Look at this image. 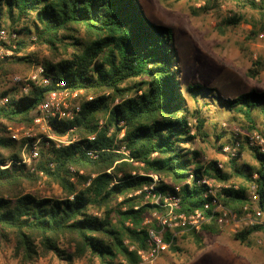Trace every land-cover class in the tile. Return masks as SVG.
Wrapping results in <instances>:
<instances>
[{"label":"trees","instance_id":"1","mask_svg":"<svg viewBox=\"0 0 264 264\" xmlns=\"http://www.w3.org/2000/svg\"><path fill=\"white\" fill-rule=\"evenodd\" d=\"M246 1L261 7L255 0ZM1 28L16 31L18 38L14 54L0 60V85L8 74L38 64L52 80L32 85L26 94L18 87L0 92L10 98L0 107V163L12 161L0 168V241L11 243L16 257L31 262L54 253L67 263L90 257L99 264H154L139 254L149 250V230L179 252L173 236L179 227L161 225L151 214H165L161 203L168 194L179 197L176 213L203 208L214 187L202 180L222 184L236 178V186L214 188V198L237 215L246 205L264 214V150L247 146L254 166L240 167L238 154L229 155L228 170L216 160L206 162L196 145L197 136L203 142L208 137L200 100L236 113L247 133L264 140V90L226 98L213 93L206 100L205 87L183 78L172 28L153 18L141 0H0ZM30 36H35L32 43L48 50L42 60L33 52L25 54ZM251 65L247 75L256 77L264 70V57ZM60 81L81 91L76 115L48 122L52 134L69 142L56 146L49 140L39 146L32 170L16 164L25 140L12 139L7 128L29 127L36 105ZM235 141L232 135L227 144L240 147ZM88 149L96 151L94 157L86 154ZM43 178L60 188L59 195L26 191V185ZM252 187L254 202L249 197ZM202 229L218 232L215 222ZM260 230L262 225H253L232 236L250 243ZM166 264L192 263L177 255Z\"/></svg>","mask_w":264,"mask_h":264},{"label":"rangeland","instance_id":"2","mask_svg":"<svg viewBox=\"0 0 264 264\" xmlns=\"http://www.w3.org/2000/svg\"><path fill=\"white\" fill-rule=\"evenodd\" d=\"M141 2L153 18L172 28L174 43L182 62L183 78L190 84L205 87V94L209 95L206 100L209 101L213 93L226 98L253 88L264 90V70L256 77L247 75L248 69L252 67V61L264 57L262 30L264 0L256 1L261 6L258 8L251 7L246 0H141ZM233 18L236 19L234 23ZM24 52L31 55L33 52L38 60H42L48 54L44 46L35 42H28ZM67 52L71 53V48H68ZM60 54L64 55L61 49ZM29 71L30 69L20 74L26 75ZM188 101L193 108V103L190 99ZM200 102L199 111L206 120L205 131L208 137L203 142L197 136L196 145L202 150L204 160L206 162L216 160L218 166L229 170V153L223 149L225 146L231 148L227 143L234 135L238 139L235 142H238L240 147L231 150L235 155L238 154L239 166L256 165L247 146L258 145L256 140L259 135L247 133L242 128L244 124L242 118L236 113H229L216 103L203 105L205 101ZM259 119L258 117L257 120ZM190 122L195 123L194 119ZM19 126L28 128L24 125ZM29 127L34 129L36 137L47 134L32 124ZM192 131L194 132V127ZM216 133L222 135L220 140H216ZM45 140L46 138L41 139L39 146H45ZM53 142L58 146L69 141L63 136ZM220 144L224 145L219 147ZM261 147L264 150L263 139ZM237 183L236 178L222 184L209 181L215 189L224 184L236 186ZM25 187L26 191L36 192L42 196H56L60 193V188L56 184L48 185L44 178L38 180L34 186ZM250 191L251 188L249 194ZM151 216L155 218V213ZM233 232L235 231L231 225L218 226V232L215 234L193 233L191 230L179 228L173 231L179 252L168 248L154 257L152 263L166 264L167 260H172L178 255L182 259L188 258L192 264H264V230L254 232L250 237V243L235 240ZM183 234H186V238H183ZM0 264H99V261L84 257L67 263L54 253H48L31 262L23 261L20 256L14 255L11 243L0 241Z\"/></svg>","mask_w":264,"mask_h":264},{"label":"built area","instance_id":"3","mask_svg":"<svg viewBox=\"0 0 264 264\" xmlns=\"http://www.w3.org/2000/svg\"><path fill=\"white\" fill-rule=\"evenodd\" d=\"M17 38L18 33L16 31L3 28L0 29V60L14 54L13 49L16 47L15 41ZM28 39L32 42L35 40V36H30ZM51 82L52 80L50 76L46 74L44 67L38 64L33 66L26 75L8 74L4 78L3 84L0 85V92L8 88L18 87L20 94H26L32 85H49ZM56 85L57 88L49 91L45 99L36 105L33 112L34 117L32 119V125L33 127H38L43 133L46 132L47 134H45V136L40 135L36 137L34 129L31 127L11 126L7 128L12 139L17 141L22 139L25 140L21 149V160L15 163L25 164V166L31 170L33 169V162L38 158L41 139L46 138L45 145L48 144L49 140L57 141L58 139V137L50 132L49 120L52 118L70 119L76 115L80 109L78 102L75 100L81 91L71 90L64 81H60ZM88 99H91V97ZM9 101L10 98L8 95L0 94V107L5 106ZM256 143L261 147L262 139L259 138V136H257ZM261 149L263 150L262 147ZM223 150L225 152L228 151L227 153L231 156L235 155L228 146H225ZM95 152L94 150H86V154L90 157H94ZM11 162V160H7L0 163V168H7ZM153 178L155 179L156 176H153ZM202 181L212 188L209 181ZM223 186L228 187L230 185L224 184ZM208 194L213 196L212 199L206 201L203 204V208L196 209L189 214L176 213L175 208L178 206L179 197L175 194H168L163 198L161 203L166 209L165 214H155V218L161 225H167L169 228L179 227L182 230H191L195 232H199L205 223L210 222H215L219 227L231 225L234 231L253 225H262L264 227V214L260 210L251 212L249 206L246 205L243 207V213L237 215L214 198V188L209 189ZM249 197L252 202L256 199L253 187L251 188ZM155 202H159L158 198H155ZM147 244L149 247L148 252L144 253L139 251V254L143 261L150 263H152L154 257L169 248V243L164 241L162 236L154 230H149Z\"/></svg>","mask_w":264,"mask_h":264},{"label":"crops","instance_id":"4","mask_svg":"<svg viewBox=\"0 0 264 264\" xmlns=\"http://www.w3.org/2000/svg\"><path fill=\"white\" fill-rule=\"evenodd\" d=\"M199 232H203L204 234H205V233H208V231H205V230H203V229H201ZM209 233H210V232H209ZM214 234H215V233H214ZM185 235H186V234H183V236H184L183 238H186ZM183 238H182V239H183ZM188 239H189V237H188ZM203 240H204V239H203ZM174 241L176 242V240H174ZM154 264H156V263H154Z\"/></svg>","mask_w":264,"mask_h":264}]
</instances>
